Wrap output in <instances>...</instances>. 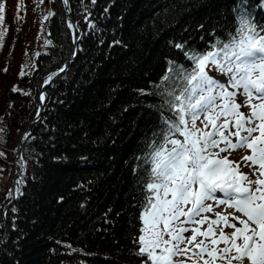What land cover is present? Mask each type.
Here are the masks:
<instances>
[{
	"label": "trees",
	"instance_id": "1",
	"mask_svg": "<svg viewBox=\"0 0 264 264\" xmlns=\"http://www.w3.org/2000/svg\"><path fill=\"white\" fill-rule=\"evenodd\" d=\"M256 2L249 0L251 11L264 26ZM17 3L6 0L0 48V264H141L132 242L137 173L144 175L137 158L157 131L153 84L168 60L187 65L173 44L202 50L227 39L237 0H69L67 8L62 0H24L19 21ZM49 10L55 15L43 21Z\"/></svg>",
	"mask_w": 264,
	"mask_h": 264
},
{
	"label": "snow or ice",
	"instance_id": "2",
	"mask_svg": "<svg viewBox=\"0 0 264 264\" xmlns=\"http://www.w3.org/2000/svg\"><path fill=\"white\" fill-rule=\"evenodd\" d=\"M23 3L18 0L17 21L23 19ZM43 3L38 0V6ZM255 7L264 10V0H257ZM231 11L234 27L227 39L216 37L202 50L173 44L188 63L168 60L165 73L153 84L160 99L157 131L137 158L144 175L137 173L140 226L132 242L141 264H264V26L249 0H237ZM85 13L88 20L87 7ZM54 15L49 10L43 21ZM5 19L6 0H0V48L9 31ZM67 27L77 25L69 21ZM88 27L96 29L91 22ZM45 29L41 23V31ZM77 39L74 34L73 42ZM45 45L52 41L46 39ZM213 70L225 80L214 78ZM57 75L52 73L44 83ZM11 91L20 89L13 86ZM45 99L41 93L39 100ZM237 151L245 154L231 159ZM23 183L16 181L17 193Z\"/></svg>",
	"mask_w": 264,
	"mask_h": 264
},
{
	"label": "water",
	"instance_id": "3",
	"mask_svg": "<svg viewBox=\"0 0 264 264\" xmlns=\"http://www.w3.org/2000/svg\"><path fill=\"white\" fill-rule=\"evenodd\" d=\"M65 7L67 8V6H65ZM65 65H66V64H65ZM42 90H43V89H41V90L39 91L38 95L42 92ZM39 107H40V109L42 108V102H41L40 100H39ZM37 117H38V116L36 115V117H34L32 121H34ZM32 121H31V122H32ZM31 122H30V123H31ZM20 141H21V135H20L19 138H18V146H17L16 153H15L13 159L11 160V164H12V166H13V167L15 168V170H16V173L14 174V178L16 177L17 172H18V166H17V164H16V160H17V158H18V156H19V154H20V152H21V143H20Z\"/></svg>",
	"mask_w": 264,
	"mask_h": 264
},
{
	"label": "rangeland",
	"instance_id": "4",
	"mask_svg": "<svg viewBox=\"0 0 264 264\" xmlns=\"http://www.w3.org/2000/svg\"><path fill=\"white\" fill-rule=\"evenodd\" d=\"M212 76H214V75H219L220 77H222L223 79H225V77H223V75L222 74H219V73H217L215 70H213L211 73H210ZM223 82V81H222ZM245 153L244 152H240V151H237L236 153H234V155L233 156H231L230 158L231 159H234V160H239L243 155H244ZM13 159V158H12ZM11 159V160H12ZM17 164V163H16ZM12 165V164H11ZM18 166V165H17ZM243 171H245V172H247L248 171V168H246V167H244L243 169H242ZM9 179H11V178H9ZM15 178H13V180H14ZM218 210H225V209H218ZM206 226V225H205ZM230 231V230H229ZM188 264H191V261H189L188 262Z\"/></svg>",
	"mask_w": 264,
	"mask_h": 264
}]
</instances>
